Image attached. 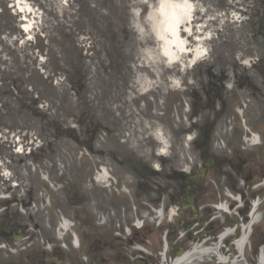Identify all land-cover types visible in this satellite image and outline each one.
<instances>
[{
  "label": "rangeland",
  "instance_id": "374dc122",
  "mask_svg": "<svg viewBox=\"0 0 264 264\" xmlns=\"http://www.w3.org/2000/svg\"><path fill=\"white\" fill-rule=\"evenodd\" d=\"M160 1H129L116 43L125 64L101 80L97 71L110 76L111 68L91 60V46L103 45L89 9L79 12L73 0H0V87L12 66L35 79L52 76L65 53L81 57L98 85L89 91L97 117L87 126V134L98 130L89 136L96 143L78 148L77 163L64 151L67 136L55 143L43 121L5 116L0 104V235L16 227L50 263L171 264L180 245L196 251L185 264H219L220 233L237 223L240 235L257 203L237 264H264V67L254 64L264 56V0H188L193 21L178 29L186 54L170 64L154 36ZM74 19L82 24L68 35ZM238 75L251 77L250 94ZM62 79L54 76L55 85ZM40 129L47 141L38 151ZM29 186L32 201L21 206ZM11 214L17 224L7 220ZM232 250L226 261L238 254Z\"/></svg>",
  "mask_w": 264,
  "mask_h": 264
},
{
  "label": "trees",
  "instance_id": "16d2710c",
  "mask_svg": "<svg viewBox=\"0 0 264 264\" xmlns=\"http://www.w3.org/2000/svg\"><path fill=\"white\" fill-rule=\"evenodd\" d=\"M73 1L76 3L79 12L89 9L90 15L93 18L90 26L96 33H100L97 37L103 46H91L89 51L94 56L89 58L99 61L101 65L106 64L105 67L111 68L110 72L112 75L108 76L106 72L99 70L97 71L98 77L101 80L114 78L115 74H119V71H121L122 66L125 64L124 53L120 50L122 46L117 47V34H120L123 29L121 19L128 9L130 0H93L92 4L82 0ZM2 12L3 8H0V13ZM80 24H77L74 19L69 23V32L67 34L69 35V33L76 30ZM107 32H115L116 39H112L113 41L109 39L106 36ZM64 36L66 35L64 34ZM81 60V57L80 59L72 56L68 57L65 53V60H62V63L56 65L50 71L52 76L48 75L44 78L40 76V79H35L31 73L25 75L23 72H20L18 67L12 66V72L5 79H1L0 87L4 91V97L0 100V104L1 110L5 112V116L16 112L19 115L33 118L32 121H43L50 130H53L49 136L52 137L55 143L62 141L61 137L67 136L66 141L73 144L70 143L69 148L64 151H67V154L69 152L75 153L68 155L72 163L78 162L76 157L78 156L79 147L91 149L92 145H95L94 136L92 138H89V136L98 131H90L87 134L89 121L97 117L96 113L93 112L96 111L93 95L89 91L94 87H98V85H96L93 75L89 76V65ZM256 64L264 67V56H260ZM54 76H63L59 86L55 85ZM237 83L239 87L247 89L250 91L249 94L251 93V77L248 75H238ZM102 91L101 87L98 92ZM95 93H97L96 89ZM40 104L42 107H46V111L39 110ZM68 118H72L75 124L74 122L67 121ZM19 121L22 122L21 119ZM26 122L28 121L23 120L22 124L29 126L32 123L31 121ZM78 124H80L82 131L86 133L82 138L79 137L76 128L73 126ZM108 127L110 126L105 124V133H110ZM40 137L42 139H38L41 144H35V149H38V151L41 150V146L47 141L45 129H40ZM195 138L198 141L199 138L197 136ZM90 139L93 143L92 145L89 141ZM89 152L91 153L92 151ZM32 154L33 152L30 150L28 156ZM84 158H89L88 154L80 155V160ZM33 194L34 188L33 186H29L26 196L23 197L20 205L27 207L32 201ZM9 219L19 220V217L13 214L9 216ZM169 227L172 226L169 225ZM173 239H175V236ZM178 241L181 243L182 240Z\"/></svg>",
  "mask_w": 264,
  "mask_h": 264
},
{
  "label": "bare ground",
  "instance_id": "6f19581e",
  "mask_svg": "<svg viewBox=\"0 0 264 264\" xmlns=\"http://www.w3.org/2000/svg\"><path fill=\"white\" fill-rule=\"evenodd\" d=\"M182 2L183 1H177V0H174V1H171V0H161L160 3H159L160 4L159 5V9H160L161 4H163V3H182ZM192 16H193V11L191 13V17L190 18H182L181 19V22L178 24V29H181L183 25H185V27H187V25H188L189 21L191 20ZM159 18H160V20H159V22H160L159 23V29L158 28L155 29L154 36H155V38H156L157 41H159L160 43H162L161 49H162V53H163V47H164V45L166 43V39L167 40H172L174 37L172 36V34L170 32H163V36L166 39L161 38V33H162V30H163V27H164V25L161 23V21L164 20V16H163V14L160 11H159ZM178 36H179V30H178ZM179 38L181 39V36H179ZM172 48H173V50H177V46L175 44L172 45ZM184 49H185L184 51H178L177 50V55H180V54L185 55L186 54L187 46L184 45ZM163 55H164V53H163ZM164 57L169 60V58L166 55H164ZM193 59H194V57L190 61V64L192 63ZM174 61H177V60H174ZM252 140H253V142H256L257 141L256 138H254ZM253 207H254L253 210L250 212V216H251V218L253 217V219L250 220L246 225H243L241 227V230H240L241 231L240 232L241 234L240 235H242L243 237H245V235L248 232L249 228H251L253 226L254 219H255L254 218V214H255L254 209L256 207V203L253 204ZM158 213H159V216H160V213L161 212L159 211ZM60 227L63 228V229H66L67 224H62V225H60ZM233 231L234 230L231 228V226L230 227H227V228H225L224 232H221L220 233V235L218 237L220 240L218 241L219 246H216V248L218 247L216 254H217L218 259L221 261V264H224V263L227 264V262L230 263V264H237L239 262L238 259L241 256L239 254V249L241 247L240 245L242 244V241H240V243L238 244L239 240L236 241V251L238 252V254L234 257V259L232 261H229V260L226 261L225 260V259H228V257H229L227 255H230V256L232 255L233 250L231 249V252H229L227 250L226 245L223 246V244H222L223 243V239L225 237H227V236L232 235L233 234ZM222 248L224 249V252H220V250ZM213 251H211L210 248H208V251L206 253L208 254V253L213 252ZM195 252H196L195 250H193V251H185L181 255H178L180 257L177 260H173L171 264H185V263H189L192 260V257L194 256Z\"/></svg>",
  "mask_w": 264,
  "mask_h": 264
},
{
  "label": "clouds",
  "instance_id": "9594fccd",
  "mask_svg": "<svg viewBox=\"0 0 264 264\" xmlns=\"http://www.w3.org/2000/svg\"><path fill=\"white\" fill-rule=\"evenodd\" d=\"M159 11L163 14L164 20L161 23L164 25L161 38L166 39L163 36V32H170L174 37L172 40H167L163 47V53L169 58V64L177 60L179 57L177 55L178 51H184V41L178 36V24L181 22L182 18H190L193 11V5L188 2V0H183L182 3H163L160 6ZM177 46V50H173L172 45ZM196 56L203 55V50H196ZM195 63V59L192 61ZM179 82L177 81V84Z\"/></svg>",
  "mask_w": 264,
  "mask_h": 264
},
{
  "label": "flooded vegetation",
  "instance_id": "af4514ba",
  "mask_svg": "<svg viewBox=\"0 0 264 264\" xmlns=\"http://www.w3.org/2000/svg\"><path fill=\"white\" fill-rule=\"evenodd\" d=\"M2 229L5 234L0 235V264H53L48 262L45 253H32L30 240L25 241L24 237L13 233L15 231L8 230L7 227Z\"/></svg>",
  "mask_w": 264,
  "mask_h": 264
},
{
  "label": "water",
  "instance_id": "95a60500",
  "mask_svg": "<svg viewBox=\"0 0 264 264\" xmlns=\"http://www.w3.org/2000/svg\"><path fill=\"white\" fill-rule=\"evenodd\" d=\"M184 252V249H180L178 252H177V254H181V253H183Z\"/></svg>",
  "mask_w": 264,
  "mask_h": 264
}]
</instances>
